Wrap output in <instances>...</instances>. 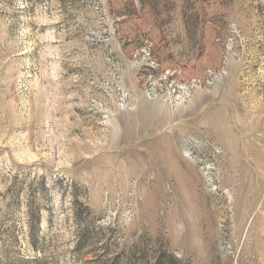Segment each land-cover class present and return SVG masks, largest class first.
Instances as JSON below:
<instances>
[{
  "label": "rangeland",
  "instance_id": "rangeland-1",
  "mask_svg": "<svg viewBox=\"0 0 264 264\" xmlns=\"http://www.w3.org/2000/svg\"><path fill=\"white\" fill-rule=\"evenodd\" d=\"M0 264H264V0H0Z\"/></svg>",
  "mask_w": 264,
  "mask_h": 264
}]
</instances>
